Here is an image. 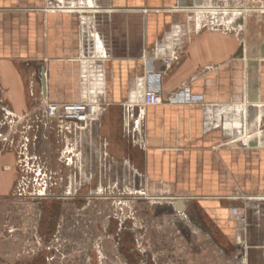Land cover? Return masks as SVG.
Segmentation results:
<instances>
[{
    "label": "crops",
    "instance_id": "1",
    "mask_svg": "<svg viewBox=\"0 0 264 264\" xmlns=\"http://www.w3.org/2000/svg\"><path fill=\"white\" fill-rule=\"evenodd\" d=\"M207 2L0 0V108L24 115L46 100L97 104L99 117L83 128L109 133V149L126 143L124 157L141 161L147 181L170 188L157 197L184 201L173 209L200 239L210 223L218 241L245 251L238 261L264 264V102H254L244 141L239 44L224 57L222 35L209 36L202 16L187 11ZM154 66L164 71L163 103L146 105Z\"/></svg>",
    "mask_w": 264,
    "mask_h": 264
},
{
    "label": "rangeland",
    "instance_id": "2",
    "mask_svg": "<svg viewBox=\"0 0 264 264\" xmlns=\"http://www.w3.org/2000/svg\"><path fill=\"white\" fill-rule=\"evenodd\" d=\"M187 11L202 16L209 36L222 35L224 57L239 44V125L247 96L241 137L251 140L247 119L264 102V0H208ZM34 104L24 115L0 108V264H243L245 251L218 241L213 225L200 239L172 198L157 197L170 188L147 181L141 161L124 157L126 143L109 149L104 129L49 123ZM92 108L86 121L99 117Z\"/></svg>",
    "mask_w": 264,
    "mask_h": 264
},
{
    "label": "built area",
    "instance_id": "3",
    "mask_svg": "<svg viewBox=\"0 0 264 264\" xmlns=\"http://www.w3.org/2000/svg\"><path fill=\"white\" fill-rule=\"evenodd\" d=\"M165 62L167 61L165 60ZM152 68L154 69L152 70ZM163 72L156 70L155 66L150 68L147 77V91L144 97V103L146 105H158L163 103ZM187 95L185 100H188V102H199L203 100L201 96L196 98L190 96L188 93ZM40 109H42V114L46 120L50 122L83 123L86 122L93 108L92 104L85 101L57 102L46 100L42 103ZM237 218L242 221H247V214L245 212L241 216L238 214Z\"/></svg>",
    "mask_w": 264,
    "mask_h": 264
},
{
    "label": "water",
    "instance_id": "4",
    "mask_svg": "<svg viewBox=\"0 0 264 264\" xmlns=\"http://www.w3.org/2000/svg\"><path fill=\"white\" fill-rule=\"evenodd\" d=\"M176 207L179 208V209H183L185 207L184 201L178 199L177 203H176Z\"/></svg>",
    "mask_w": 264,
    "mask_h": 264
},
{
    "label": "bare ground",
    "instance_id": "5",
    "mask_svg": "<svg viewBox=\"0 0 264 264\" xmlns=\"http://www.w3.org/2000/svg\"><path fill=\"white\" fill-rule=\"evenodd\" d=\"M195 9H196V8H195ZM156 70H157V69H156ZM92 113H93V109H92ZM92 113H91V114H92ZM89 116H90V115H89ZM89 116H88V117H89ZM169 197H170V196H169ZM146 198H147V196H146ZM148 198L151 199V198H153V197H151L150 195H148ZM170 198H171V197H170ZM166 199H167V198H166ZM168 199H169V198H168ZM172 199H174V198H172ZM178 199H179V198H178ZM178 199H176L175 201H172V202L174 203L175 206H176V203H177V200H178ZM180 200H182V199H180ZM182 201H183V200H182Z\"/></svg>",
    "mask_w": 264,
    "mask_h": 264
}]
</instances>
